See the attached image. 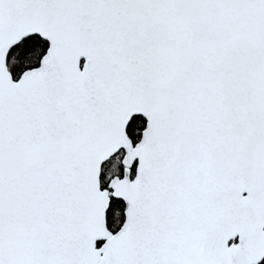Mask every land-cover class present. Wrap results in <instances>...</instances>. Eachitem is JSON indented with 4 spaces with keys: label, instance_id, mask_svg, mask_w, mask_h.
Listing matches in <instances>:
<instances>
[{
    "label": "snow or ice",
    "instance_id": "1",
    "mask_svg": "<svg viewBox=\"0 0 264 264\" xmlns=\"http://www.w3.org/2000/svg\"><path fill=\"white\" fill-rule=\"evenodd\" d=\"M0 264H264V0H0Z\"/></svg>",
    "mask_w": 264,
    "mask_h": 264
}]
</instances>
